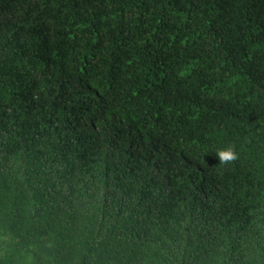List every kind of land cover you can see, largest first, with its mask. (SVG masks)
Masks as SVG:
<instances>
[{"label":"trees","instance_id":"trees-1","mask_svg":"<svg viewBox=\"0 0 264 264\" xmlns=\"http://www.w3.org/2000/svg\"><path fill=\"white\" fill-rule=\"evenodd\" d=\"M0 264H264V0H0Z\"/></svg>","mask_w":264,"mask_h":264},{"label":"clouds","instance_id":"clouds-1","mask_svg":"<svg viewBox=\"0 0 264 264\" xmlns=\"http://www.w3.org/2000/svg\"><path fill=\"white\" fill-rule=\"evenodd\" d=\"M237 157L231 149H223L218 152V159L223 163L235 160Z\"/></svg>","mask_w":264,"mask_h":264}]
</instances>
